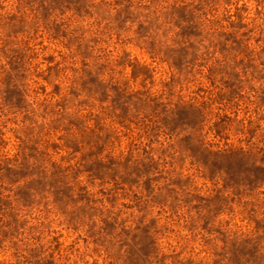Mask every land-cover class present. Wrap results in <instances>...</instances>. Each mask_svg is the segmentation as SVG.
Here are the masks:
<instances>
[{"label": "rangeland", "instance_id": "374dc122", "mask_svg": "<svg viewBox=\"0 0 264 264\" xmlns=\"http://www.w3.org/2000/svg\"><path fill=\"white\" fill-rule=\"evenodd\" d=\"M0 264H264V0H0Z\"/></svg>", "mask_w": 264, "mask_h": 264}]
</instances>
